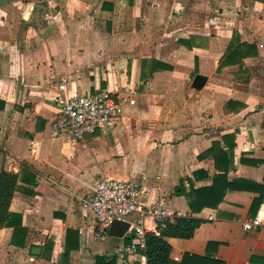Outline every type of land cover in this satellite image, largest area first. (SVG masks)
I'll use <instances>...</instances> for the list:
<instances>
[{"label":"crops","instance_id":"obj_1","mask_svg":"<svg viewBox=\"0 0 264 264\" xmlns=\"http://www.w3.org/2000/svg\"><path fill=\"white\" fill-rule=\"evenodd\" d=\"M233 38L257 55L219 69ZM195 75L207 78L201 90ZM63 80L65 99L110 92L120 121L51 139ZM263 107L264 0H0V170L35 177L9 207L23 245L1 229L0 264L146 263L118 257L130 236H109L82 208L102 177L133 180L144 206L202 221L192 238L167 239L172 264H264V227L243 229L264 215ZM225 170L245 182L191 211L188 195Z\"/></svg>","mask_w":264,"mask_h":264},{"label":"built area","instance_id":"obj_2","mask_svg":"<svg viewBox=\"0 0 264 264\" xmlns=\"http://www.w3.org/2000/svg\"><path fill=\"white\" fill-rule=\"evenodd\" d=\"M64 89L63 80L56 87L55 102L59 105V111L49 124L51 139L81 141L85 136L113 127L120 121L123 105L110 92L98 91L65 99ZM145 194L143 188L133 180L102 177L94 182L92 196L81 203L101 230L109 229L116 221L128 224L125 235L130 236V243L118 248V257L144 254L146 235L158 236L160 229L175 218L163 203L144 206L141 199ZM263 227L264 215H257L243 223V229L248 232Z\"/></svg>","mask_w":264,"mask_h":264},{"label":"trees","instance_id":"obj_3","mask_svg":"<svg viewBox=\"0 0 264 264\" xmlns=\"http://www.w3.org/2000/svg\"><path fill=\"white\" fill-rule=\"evenodd\" d=\"M257 55V48L255 45L247 43L236 42V38L232 39L224 56L221 58L219 69L225 66L242 65L243 60ZM160 68L168 69L167 66L161 64ZM230 104H234L230 102ZM264 110V107H263ZM264 125V119H263ZM224 159L228 161V157L223 153ZM25 170L21 176L13 173H8L0 170V230L5 228H12L13 235L11 238L12 245L22 246L23 243L18 244L17 239L25 232L22 227L21 216L13 214L9 211L11 201L16 192H28L20 186V183H27L31 186L35 185V177ZM227 170L222 175L214 177L211 187L200 190H194L189 197V207L191 211L195 210V206L203 202L201 208L205 206L214 207L222 199L227 190L234 189L237 183H244L243 181L228 182L226 178ZM31 194V193H29ZM258 203V202H257ZM202 223L201 220L193 217H176L172 222L166 223L165 227L160 229L159 235H146L145 259L146 264H172L170 260L171 247L167 242L169 238L190 239L195 230ZM70 231H67V237ZM130 239L126 240L128 243ZM66 255V254H65ZM95 264H116L115 257H106L99 255L95 257Z\"/></svg>","mask_w":264,"mask_h":264},{"label":"water","instance_id":"obj_4","mask_svg":"<svg viewBox=\"0 0 264 264\" xmlns=\"http://www.w3.org/2000/svg\"><path fill=\"white\" fill-rule=\"evenodd\" d=\"M207 82V78L203 75H195L193 81H192V88L195 90H201L204 85ZM128 228V224L124 223V222H114L111 224V226L108 229V234L111 237H116V238H122L125 233L126 230ZM32 253L34 255L39 254V249L38 248H34L32 250Z\"/></svg>","mask_w":264,"mask_h":264},{"label":"rangeland","instance_id":"obj_5","mask_svg":"<svg viewBox=\"0 0 264 264\" xmlns=\"http://www.w3.org/2000/svg\"><path fill=\"white\" fill-rule=\"evenodd\" d=\"M205 17H207V15H205Z\"/></svg>","mask_w":264,"mask_h":264}]
</instances>
